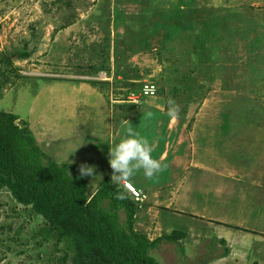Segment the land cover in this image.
<instances>
[{
	"label": "rangeland",
	"instance_id": "374dc122",
	"mask_svg": "<svg viewBox=\"0 0 264 264\" xmlns=\"http://www.w3.org/2000/svg\"><path fill=\"white\" fill-rule=\"evenodd\" d=\"M103 60L110 75L91 74ZM146 82L157 95L130 123L165 167L131 178L147 196L135 229L154 239L172 221L187 232L182 258L165 243L151 255L264 264V0H0V110L25 121L50 159L94 166L90 193L113 174L117 93ZM45 227L1 190L0 264H64Z\"/></svg>",
	"mask_w": 264,
	"mask_h": 264
},
{
	"label": "trees",
	"instance_id": "16d2710c",
	"mask_svg": "<svg viewBox=\"0 0 264 264\" xmlns=\"http://www.w3.org/2000/svg\"><path fill=\"white\" fill-rule=\"evenodd\" d=\"M103 52L100 48V57L105 56ZM104 61L99 68L93 66L90 73L106 71L110 75L109 66H103ZM89 82L107 89L112 85L107 81ZM132 84L135 83L117 95L125 98L137 91ZM117 100L114 107L120 114L114 116L119 124L143 104ZM18 119L0 110V191L5 189L15 203L29 208L45 221L43 240L51 237L63 246V255L58 260L64 264L68 261L69 264H161L151 252L164 243L176 247L180 258L185 256L182 240L187 237L186 231L171 230L172 223L167 222L164 232L150 239L136 230L137 215L145 203L138 208L123 186L112 183L110 177L101 180L90 193L86 178L80 177L79 165L50 159L38 146L27 123H19ZM118 193H123L126 199H116ZM228 253L224 248L222 257Z\"/></svg>",
	"mask_w": 264,
	"mask_h": 264
},
{
	"label": "clouds",
	"instance_id": "9594fccd",
	"mask_svg": "<svg viewBox=\"0 0 264 264\" xmlns=\"http://www.w3.org/2000/svg\"><path fill=\"white\" fill-rule=\"evenodd\" d=\"M168 115L173 119L177 118L179 106L174 100H169ZM125 127V138L114 148H110L109 164L113 170L112 183L117 185H130L133 175L141 170L145 177L151 179L164 170V165L152 157L153 145L139 131L135 130L132 124L126 119L121 122ZM69 162V161H68ZM74 163V162H73ZM80 177L93 176L96 169L88 164H81L78 169ZM116 199L123 200L126 196L118 193Z\"/></svg>",
	"mask_w": 264,
	"mask_h": 264
},
{
	"label": "built area",
	"instance_id": "2783aa9c",
	"mask_svg": "<svg viewBox=\"0 0 264 264\" xmlns=\"http://www.w3.org/2000/svg\"><path fill=\"white\" fill-rule=\"evenodd\" d=\"M102 74V73H101ZM100 75V74H99ZM103 75H106L105 73ZM157 95V88L154 84L145 83L137 91H132L129 94L123 97V100L119 102H125L132 105H140L144 99L153 98ZM118 102V101H116ZM128 196H130L138 205V208L147 202V196L139 188H136L130 183V185H122Z\"/></svg>",
	"mask_w": 264,
	"mask_h": 264
},
{
	"label": "crops",
	"instance_id": "0c3cea01",
	"mask_svg": "<svg viewBox=\"0 0 264 264\" xmlns=\"http://www.w3.org/2000/svg\"><path fill=\"white\" fill-rule=\"evenodd\" d=\"M127 120L130 122L131 118H128ZM121 127H122V128H121V130L119 131V133H120V135H119V139H120V140H122L123 138H125V129H124L125 127L122 126V124H121ZM118 130H119V129H118ZM135 130H136V129H135ZM120 140H119V142H120ZM119 142H118V143H119ZM154 142H155V140L152 142V144H153ZM154 152H155V148H154ZM131 183L134 184V182H133L132 180H131ZM134 185H135V184H134ZM168 222H171V223H172V221H168ZM217 222H218L219 224L221 223L220 221H217ZM166 223H167V222H166ZM175 223H176V222H175ZM243 223H244V222L242 221V225H243ZM216 225H218V224L216 223ZM244 225H245V224H244ZM254 225H255V224H254ZM245 226H246V225H245ZM259 232H262V233H263L264 231H261V230H260ZM186 233H187V232H186ZM250 233L253 234L254 232H250ZM155 238H156V237H155Z\"/></svg>",
	"mask_w": 264,
	"mask_h": 264
}]
</instances>
